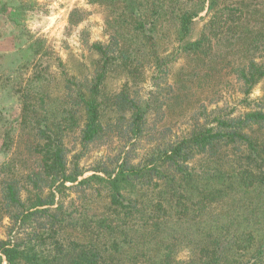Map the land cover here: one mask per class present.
I'll list each match as a JSON object with an SVG mask.
<instances>
[{
	"label": "trees",
	"instance_id": "1",
	"mask_svg": "<svg viewBox=\"0 0 264 264\" xmlns=\"http://www.w3.org/2000/svg\"><path fill=\"white\" fill-rule=\"evenodd\" d=\"M93 1L122 5L124 16L121 22L116 19L112 42L92 46L102 60L92 81L75 91L69 87L73 99L62 118L51 121L44 115L38 127L42 142L35 151L41 168L29 176L35 195L23 200L15 179L3 183L0 213L12 221L10 233L18 231L15 237L0 239V264H264L263 109L240 116L218 115L187 137L164 148L157 146L146 163L135 165L125 159L114 171L106 170L105 176L80 180L82 173L69 168L63 137L81 127L82 113L84 143L105 134L101 87L109 66L122 61L130 71L137 70L136 64L143 62H133L129 48L143 45L151 53L148 62L159 70L166 67L156 42L159 23L172 0ZM184 2L172 10L179 50L187 56H206L217 36V14L206 24L211 35L203 30L194 40L191 33L200 13L217 10L222 0H198L193 7ZM228 17L233 20L235 12ZM123 24L127 30H122ZM235 72L248 95L264 79V63L250 60ZM128 91L126 86L117 94L113 106L123 116L131 114L130 127L140 136L147 112ZM23 112L27 123V102ZM230 147L245 148V159L238 166H188L197 156L216 157ZM68 183L94 189V195L105 202L103 213L65 209L57 197L64 195ZM151 186L155 197L149 200L146 191ZM69 226L75 234L67 231ZM181 247L190 251L186 262L178 259Z\"/></svg>",
	"mask_w": 264,
	"mask_h": 264
},
{
	"label": "rangeland",
	"instance_id": "2",
	"mask_svg": "<svg viewBox=\"0 0 264 264\" xmlns=\"http://www.w3.org/2000/svg\"><path fill=\"white\" fill-rule=\"evenodd\" d=\"M197 1L188 0L189 6ZM179 3L186 4L172 0L170 11L159 23L156 46L166 67L159 70L148 62L151 53L143 45L131 46L133 62L143 63L136 64L138 69L133 72L122 61L112 63L101 87L103 137L89 144L82 141L84 113L81 127L64 133L69 168L82 173L80 180L94 174L105 176L106 170L114 171L125 159L144 164L157 146L164 148L187 137L194 128L212 124L218 115L264 110V79L245 95L235 72L250 60L264 63V0H222L217 10L201 12L191 39H198L203 30L211 35L206 24L214 14L219 23L213 47L201 57L179 50L172 16ZM232 11L235 17L230 21ZM123 13L122 5L93 0H0V203L3 183L11 179L18 182L23 200L35 195L29 176L41 168L35 151L42 142L38 127L44 115L59 121L73 99L70 90L92 81L102 64L92 46L113 41L116 21H122ZM125 27L123 24L122 30ZM126 86L131 98L147 112L140 136L130 127L131 114L123 116L113 106ZM25 96H29L27 101ZM245 156V148L230 147L216 157L197 156L188 166L230 169ZM67 186L64 195L57 197L65 209L88 215L103 213L105 202L94 195V189ZM150 188L146 196L152 200L155 193ZM12 228L8 215L0 213V239L15 237L18 229L11 234ZM67 231L75 234L70 226ZM189 258V249L181 247L178 259L186 262Z\"/></svg>",
	"mask_w": 264,
	"mask_h": 264
}]
</instances>
